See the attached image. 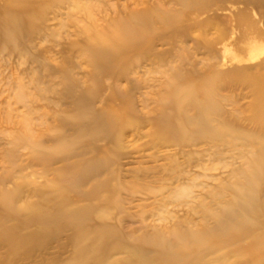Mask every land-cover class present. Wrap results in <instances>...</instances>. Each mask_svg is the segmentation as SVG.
<instances>
[{"label": "rangeland", "instance_id": "1", "mask_svg": "<svg viewBox=\"0 0 264 264\" xmlns=\"http://www.w3.org/2000/svg\"><path fill=\"white\" fill-rule=\"evenodd\" d=\"M6 1L0 264H264V5Z\"/></svg>", "mask_w": 264, "mask_h": 264}, {"label": "bare ground", "instance_id": "2", "mask_svg": "<svg viewBox=\"0 0 264 264\" xmlns=\"http://www.w3.org/2000/svg\"><path fill=\"white\" fill-rule=\"evenodd\" d=\"M32 0H23V2H25V3H29V2H31ZM259 3H261V4H263L264 5V0H257ZM7 3H8V0L6 1ZM7 4H5V6H6ZM4 6V7H5ZM3 7V8H4ZM22 8H24V9H26L27 11H23V16L24 17H29V18H31V16H34V14L33 13H31V12H29V7L27 6V5H25V6H23ZM260 10H262L263 12H264V8L263 7H260L259 8ZM135 20H136V18H134L133 19V26H135ZM136 27V26H135ZM130 29H133L132 27H130ZM10 30H14L12 27H10V26H7V25H3V26H1L0 25V32L1 33H5V32H10ZM230 34H229V36H231L232 38H233V35H234V33H235V30H234V28L233 27H231V29H230V32H229ZM227 38H230V37H227ZM234 40V39H233ZM262 52H264V50L262 51ZM93 54H94V56H95V58L97 59V64H99V66H103L104 67V64H105V62H106V60H107V54H106V52L105 51H100V50H94L93 51ZM264 75V74H263ZM263 78H264V76H262ZM258 78V77H257ZM6 216V215H5ZM28 218H30V217H28ZM1 237H3L2 235H1Z\"/></svg>", "mask_w": 264, "mask_h": 264}]
</instances>
